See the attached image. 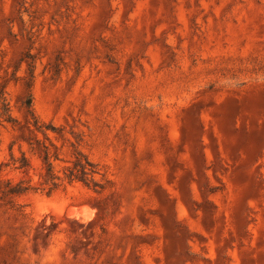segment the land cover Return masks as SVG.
I'll return each mask as SVG.
<instances>
[{
    "label": "rangeland",
    "instance_id": "374dc122",
    "mask_svg": "<svg viewBox=\"0 0 264 264\" xmlns=\"http://www.w3.org/2000/svg\"><path fill=\"white\" fill-rule=\"evenodd\" d=\"M256 90L264 0H0V264H264Z\"/></svg>",
    "mask_w": 264,
    "mask_h": 264
},
{
    "label": "trees",
    "instance_id": "16d2710c",
    "mask_svg": "<svg viewBox=\"0 0 264 264\" xmlns=\"http://www.w3.org/2000/svg\"><path fill=\"white\" fill-rule=\"evenodd\" d=\"M0 99L1 109L3 110V113L1 114V116L3 117V121H14L10 114L8 103L4 98ZM28 111L34 117L33 110L30 104L28 105ZM33 125L36 126L35 117ZM54 157L55 159H57V156ZM43 160L46 165V175L44 177L45 182H51L54 186H57L56 180H60V177L57 176L53 171V163L50 160V155L48 151L44 152ZM12 165L15 167V169L26 171L30 166V163L25 154H22L20 159H16L14 158V156H12ZM96 173H98L96 163L90 160L88 156L85 155L83 152L76 151L75 159L72 161V164L66 167L63 171V180H66L68 183L82 182L84 185L90 186L95 182L94 175ZM9 183L10 182H8V184ZM27 189L28 188H23L21 186V183H18L12 188H9V193L19 194L25 192Z\"/></svg>",
    "mask_w": 264,
    "mask_h": 264
},
{
    "label": "bare ground",
    "instance_id": "6f19581e",
    "mask_svg": "<svg viewBox=\"0 0 264 264\" xmlns=\"http://www.w3.org/2000/svg\"><path fill=\"white\" fill-rule=\"evenodd\" d=\"M262 95L264 96V93L256 90L253 92L251 91V93H249V94L247 93L243 96L242 95L238 96L239 98L237 97V99L241 98L240 100L242 101V103L243 102L251 103V102H255V101L261 99ZM234 103H236L235 99L233 97L228 96L219 106L216 107V109L221 111V110H224L225 108L233 105ZM246 105H249V104H246ZM190 127H191V122L189 121L187 130H189Z\"/></svg>",
    "mask_w": 264,
    "mask_h": 264
}]
</instances>
